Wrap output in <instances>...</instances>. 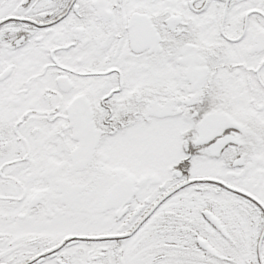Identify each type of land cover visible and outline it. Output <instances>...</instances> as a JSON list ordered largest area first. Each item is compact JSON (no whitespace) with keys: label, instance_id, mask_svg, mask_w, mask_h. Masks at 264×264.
I'll list each match as a JSON object with an SVG mask.
<instances>
[{"label":"snow or ice","instance_id":"obj_1","mask_svg":"<svg viewBox=\"0 0 264 264\" xmlns=\"http://www.w3.org/2000/svg\"><path fill=\"white\" fill-rule=\"evenodd\" d=\"M0 264H264V0H0Z\"/></svg>","mask_w":264,"mask_h":264}]
</instances>
